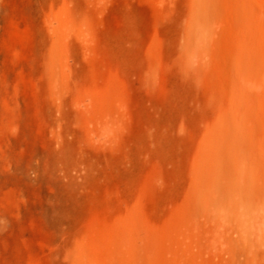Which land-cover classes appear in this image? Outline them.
<instances>
[{
	"label": "rangeland",
	"instance_id": "374dc122",
	"mask_svg": "<svg viewBox=\"0 0 264 264\" xmlns=\"http://www.w3.org/2000/svg\"><path fill=\"white\" fill-rule=\"evenodd\" d=\"M0 264H264V0H0Z\"/></svg>",
	"mask_w": 264,
	"mask_h": 264
}]
</instances>
